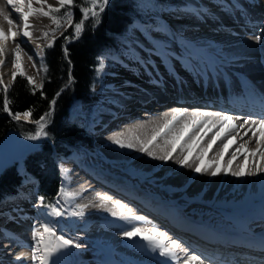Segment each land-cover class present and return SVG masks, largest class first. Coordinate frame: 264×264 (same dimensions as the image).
I'll list each match as a JSON object with an SVG mask.
<instances>
[{
    "label": "bare ground",
    "instance_id": "1",
    "mask_svg": "<svg viewBox=\"0 0 264 264\" xmlns=\"http://www.w3.org/2000/svg\"><path fill=\"white\" fill-rule=\"evenodd\" d=\"M0 7H4L14 20L12 28L18 33L14 41L10 37L5 45L4 59L7 63L0 66V77L3 83H7L12 72L16 43L25 44V48L26 43H22L23 19L17 20L18 14L6 4V0H0ZM34 7L39 8L40 4L34 3ZM169 11L165 18L154 19V22L159 21L158 28L161 23L166 26H162L161 30L156 28L157 35L152 36L149 32L147 37L133 30L123 58L107 73L103 88H99L98 93L93 91L88 99H81L84 103L72 105L71 113L77 117L75 119L85 122L87 130H92L85 135L88 136V132L95 134L96 143L88 136L91 141L86 146L90 148L84 147L81 142L72 144L71 148L65 147L64 152L68 154L59 153L64 159L60 163L61 169L68 170L62 174L63 186L69 192L80 193L75 198H69L67 203L76 207L99 205L100 196L111 197L105 207L89 206L84 210L87 221L92 224L88 228L104 230L97 233V239L110 257L102 264H161L164 258L157 253L148 260L135 258L130 253L123 260L117 254L125 253L115 250L121 240L118 232L128 231L134 225L149 230L157 228L159 238H165L167 233L168 244H171L168 241L178 239L181 242V247L177 249L181 257L178 264H183V259L188 258L191 252L201 254L205 264L208 261L217 264H264V250L261 248L264 242V173L235 177L230 171H221L213 176L215 165L207 171H195L200 163L196 159L199 148L208 147L217 129H212L200 141L187 164L180 163L187 155L186 151H181L180 144L189 135H203L207 131L206 126L195 131L190 127L168 160L159 157L171 151L166 144V139L170 137L161 135L157 138L154 146H150L152 156L140 151V145L135 141L133 148H121L113 143L112 138L118 133H123L120 138L125 141L132 136H139L145 141L150 139L176 110L183 112L177 127L189 120L193 112L211 117H215L216 113H227L238 127L243 123L242 118L259 119L264 116V44L254 39L264 31V0H175ZM37 15L29 19V41L34 47L43 49L52 29L45 17ZM236 22L240 33H244L241 28L245 26L250 28V34L240 37L226 35L224 31ZM0 27L5 31L9 28L2 17ZM198 27L206 33L207 29L215 31L206 35H191L192 29ZM45 32L47 36H44ZM162 36L170 41H160ZM31 62L34 65L32 57ZM139 99H155L163 109L150 110L145 118H140L132 105L134 100ZM168 102L178 105L169 108ZM250 125L251 120L249 125L232 132L230 137L217 140L204 157L205 161L217 160L224 143H228L233 136L235 143L219 158L222 167H228L232 153L240 144H244L249 152L255 151L257 137L251 132L244 135V130ZM118 163H126V169H120ZM241 166H245L246 171H255L258 166H264V160L258 154L255 158L249 156L246 161L243 155L237 154L231 170H238ZM143 178L147 181L142 182ZM117 201L126 207L118 206L114 211L143 216L146 221L129 222L120 219L119 215L113 216L108 209H112ZM214 204L218 208L214 209ZM34 206L32 200L0 203V214L4 213L8 219L16 217V224L6 222L8 225L3 232L0 230L1 264H8V259L14 264H30L29 261H16L15 257L31 253L32 228L38 222L46 221L38 207L32 208ZM198 209H214L209 214L213 213L215 218L211 222L204 221ZM220 212L222 214L217 217L216 213ZM113 219L116 224L108 222ZM101 220L106 221L102 223ZM145 244L147 242L139 238L137 245L130 246L139 254L147 252L148 245ZM85 260L80 264H91Z\"/></svg>",
    "mask_w": 264,
    "mask_h": 264
},
{
    "label": "snow or ice",
    "instance_id": "2",
    "mask_svg": "<svg viewBox=\"0 0 264 264\" xmlns=\"http://www.w3.org/2000/svg\"><path fill=\"white\" fill-rule=\"evenodd\" d=\"M108 0H88L90 3L89 6H84L81 8V12L83 18L79 22L74 23V32L72 36H65V40L78 39L80 34L83 31L85 21L90 18L95 19V22L98 24L99 19L98 16L101 12H103L104 8L99 7V11H97V7L102 4H107ZM35 4H40L41 7H34ZM46 0H6V4L10 6L15 13L18 14L17 20L22 17L23 19V27L24 31L22 32V36L24 40L22 43H27L31 38L29 19L39 14L43 17H47L51 19L52 23L56 26L55 30H58L61 27L62 20H66L69 23V26H73V12L69 9L74 8L76 6L75 0H58L59 7H53L51 5L47 6V11H45L44 5ZM27 8V11L25 10ZM63 10V11H62ZM60 13L61 15H56ZM0 17L3 18L4 21L7 22L9 28L7 31L4 30L3 27H0V66L6 65L7 61L4 59L5 56V45L9 41L11 37L13 41L15 40L16 35L18 34L13 30L12 26L14 25V20L6 13L4 7H0ZM48 33L45 32L44 36H47ZM262 35H264V31L262 34H258L254 37L257 42H260L262 39ZM48 47H52L53 44L49 43ZM37 55H40L37 53ZM67 49H65V56L67 57ZM42 59V57H41ZM102 66V61H101ZM12 67L15 71L12 72V81L13 83L17 79L18 76H25V72L22 67V59H21V43H16V47L13 53ZM41 68L43 71H47L46 66L41 63ZM27 81L30 85H33L35 88V80L33 77H26ZM71 79V76L69 77ZM0 85H3V78L0 77ZM3 92L5 93V98L2 104V110L4 112H8L9 115H12L13 119L19 121L21 116H23L24 120H30L32 117V111L27 110L23 113L20 112H12L10 108V100L8 99L9 87L5 85L3 87ZM59 95V93H57ZM56 103L55 98L50 101V109ZM51 115V111L46 112L44 115L40 116L39 119L35 120V124L38 125L37 130L34 134L28 135L26 138L29 140H37L43 136H47L48 132L46 129V118ZM183 118V112L181 110H176L172 114V118L170 120H166L165 123L157 129L154 134L148 140H142L139 136H132L130 139L125 141L120 137L123 136V133H118L115 137L112 138L113 143L117 144L121 148H133L135 144L133 141L140 145L139 150L142 152H147L149 156H152L153 153L150 150V146H154V142L158 137L163 135L164 137H170V139H166V144L170 146L171 151H167L164 156L159 157L163 160H168L171 158L173 151L176 149V145L180 143L182 139H184V134L188 131L190 127L195 130H202L205 126L207 127V131H204L203 135H189L186 140H184L183 144H180L181 151H186L187 155L183 157L180 161L181 164H187L189 162L190 157L192 156L193 150L199 147L200 141H203L204 138L208 135L212 129H217L213 134V138L208 143L207 148H199V152L196 156V159L200 162L199 165L195 168L197 173L207 171L208 168H211L215 165V170L212 172V175H218L221 171L231 172V175L235 177H243L245 175L255 176L259 173H264V166H258L255 171H246L245 166H241L238 170L232 171L231 165L233 161L237 159V154H241L247 158L249 156L255 158L258 154L261 160H264V116H261L259 119H252L251 117L242 118L243 123L237 126L235 122H233V117L228 115L227 113L221 114L216 113L215 117L211 116H201L198 112H193L191 118L189 120H185L180 127H177V123L181 121ZM251 120V125L244 130V135L247 136L249 132L252 133V136L256 138L257 148L255 151L249 152L244 144H240L235 151L232 153L231 160L228 161V167H222L220 163V159L228 151L231 144L235 143V137H231L228 143H224L223 149L220 153H218V159L215 161H205L204 157L207 155L208 151L212 148L213 144L216 143L217 140H223L230 137L231 133L234 131H239V129H243L245 125H249V121ZM254 129V130H253ZM257 133L259 134L257 136ZM255 162V161H254ZM63 172H68L67 169H62ZM59 196L65 199L66 202H69V198H75L80 193L77 192H69L65 189L63 184L61 185ZM100 204L99 205H77L79 208L78 211H72L70 215L73 216H84V209L89 206L93 207H105L108 200L111 197L104 195L100 196ZM40 204L49 209L48 215L54 217H62L66 215L65 210H62L61 207H58L59 201L56 203H44V198L40 197ZM126 207V205H122L120 201H117L116 204L113 205L112 209H108L113 216L119 215V218L125 221H146V217L132 215L129 216L123 212L117 213L113 209L116 207ZM131 211V209H129ZM158 229L152 228L151 230L133 226L130 230L125 231L123 235L129 239L140 237L142 240L147 242L149 246V250L153 253H157L160 257L164 258L161 264H178L181 257L179 256L177 249L181 247V242L178 239H174L171 244L166 242L167 233L164 234L165 238L158 237ZM32 238L33 242L29 246L31 251V262L32 264H57L56 257L58 254L62 253L63 250L69 247H81L80 243L75 242L72 238H65L63 234H58L57 229L55 228L53 223L50 222H38L36 226L32 228ZM262 250H264V242L261 244ZM188 249H185L187 252ZM16 261H27L28 257L22 255H16ZM183 264H205L204 258L198 254H192L188 258L183 259Z\"/></svg>",
    "mask_w": 264,
    "mask_h": 264
},
{
    "label": "trees",
    "instance_id": "3",
    "mask_svg": "<svg viewBox=\"0 0 264 264\" xmlns=\"http://www.w3.org/2000/svg\"><path fill=\"white\" fill-rule=\"evenodd\" d=\"M161 5L169 0H156ZM73 8V26L65 29L52 40V47H46L45 66L47 71L41 86L30 85L27 75L18 76L15 82L8 85V99L12 112L31 110V121H35L51 111L46 118L48 135L41 139L36 148H32L22 156L26 170L33 175L36 191L44 203L60 201L58 193L61 188V174L53 151L56 146L75 145L91 141L83 129L72 124L68 119V110L73 100L88 99L93 92V86L98 79L97 68L101 61L119 54L122 36L128 32V27L139 20L134 0H108L104 10L98 16L99 23L90 18L85 21L82 33L78 39L65 40V36H72L74 23L82 18L81 8L89 6L86 0H75ZM67 49V57L65 56ZM25 72V66H23ZM15 71V69H14ZM71 76V79L69 77ZM0 85V144L10 133L27 137L35 132L34 124L20 118L13 119L12 115L2 110L5 93ZM59 93V95H57ZM55 98L56 103L50 109V101ZM22 176L15 165H7L0 170V202L7 196L18 191ZM58 206V205H57ZM46 208V207H45ZM48 209V208H46ZM49 210V209H48Z\"/></svg>",
    "mask_w": 264,
    "mask_h": 264
},
{
    "label": "rangeland",
    "instance_id": "4",
    "mask_svg": "<svg viewBox=\"0 0 264 264\" xmlns=\"http://www.w3.org/2000/svg\"><path fill=\"white\" fill-rule=\"evenodd\" d=\"M134 1L136 3L135 7H136L137 15L139 16V20L136 23L130 25L128 27V32L122 36V40L120 42V48L121 49L119 51V54L114 56V57H112V58H110V59L103 60L102 61V66L100 65L97 68L98 79H100V78L101 79H100V84L97 82L93 86V91L94 92L98 93V91L100 90L99 88H101V87L103 88V85L105 84L107 73L109 71L113 70L114 67L120 63L119 59H122L123 56H124V53H125L124 52V48H125L126 44L130 40V34L132 33V31L136 30V31L142 33L144 36L148 37L149 34L146 35V33L149 30L150 32H152L151 33L152 36H153V34L157 35L158 34L157 33V29L161 30L160 28L162 26L163 27H166V26L161 23V27L158 28V26L160 25L159 21H157V22L155 21L154 22V19L162 18V17L165 18L166 15H168L169 12H170L169 11V7L171 8V6L173 5V2L175 0L167 1L165 3V5L164 4L161 5L156 0H134ZM198 1L201 2L202 0H198ZM87 2H88V0H86V3ZM48 5H51L53 7H59L58 0H52L51 3L49 2V0H46V3L44 5L45 11H47V6ZM40 7H41V5H40ZM166 7H167V9H166ZM69 10L73 12V16H74L75 14H74L73 8H71ZM198 11H200V10H198ZM181 12H183V11L181 10ZM56 15L59 16L61 14L57 13ZM39 16H41V15H39ZM20 18H22V17H20ZM45 18L48 21V27L52 29V31H51L52 33L50 34V36H51L50 39L48 38L46 40V42H45V44L47 43L46 44V46H47L61 32V30L65 29L66 26H68L69 23L66 20H62L61 27L58 30L53 31L54 29H56V26L52 23L51 19H49L47 17H45ZM72 20H73V17H72ZM261 25L262 24H260V26ZM232 26L233 27H230L229 29L224 31V33H227L226 35H228L229 37H240V36H243V35H249L250 34V32L246 31L245 28H241V30L244 29L243 30L244 33H240V31H239L240 27H238L237 25H232ZM142 27L143 28L145 27L146 29H142ZM227 27H229V26H227ZM234 27H236L238 29H234ZM257 29L260 30V27H258ZM144 30H146V31H144ZM192 30H193L192 31L193 33L191 32L190 34L191 35L193 34V36H197L199 34L206 35L208 32H212L213 33L215 31V30H211V29L208 30L207 29V33H206V30H202L201 27L193 28ZM22 31H24V30H22ZM212 33H209L208 35H211ZM161 40L167 41L169 39L166 40L165 36H162L160 38V41ZM260 42H262L264 44V35L262 36V39H261ZM45 44H44V47H46ZM39 49H41V48L34 47V45H32V43H30V41H28L26 43V48H25V44L21 45L22 65L25 66V73H26L27 77L31 76V77L34 78L36 86H41L43 78H44V73L42 72L43 74L41 76V74H40L41 72L38 70V67L35 66V64L33 65V63L31 62V57H33L32 55H36L38 53ZM13 53H14V50H13ZM13 71H14V68L12 67V72ZM12 72H11V75H12ZM11 75L8 76L9 81L7 83H3V86H5V85L8 86L9 85V83L11 81ZM102 79H103V81H102ZM76 102L80 103L82 101H81V99H79V100L75 99V100L72 101V103L70 105V108L68 110V119H69V121L72 124H74V125L77 124V125L83 127L85 129L84 130L85 133H87L88 130H90L92 132L91 129L87 130V126H86L85 122L82 119H79V118H78L79 120L75 119L77 117H74V115L71 113V107ZM82 103H84V102H82ZM21 118L24 119L23 116H21ZM28 121L32 122L34 124L35 128L36 127L38 128V125H36L34 121H31V120H28ZM77 122H79V123H77ZM91 132H88L89 133L88 136H90L92 138V140L94 141V143H96L95 142L96 136H95V134H93ZM34 133L35 132H30L29 135L34 134ZM44 137L45 136H43V137H41V138H39L37 140H29L26 137L17 136L15 133H10L1 142V144H0V170L2 168H4L5 166H7V165H15V167H16V169H17V171L19 172L20 175H24L26 178L30 179V180L27 179L26 182L21 181L20 191L17 192L18 194L16 193V194L7 196L1 202L9 201V200H13L14 202L15 201L32 200V203L35 205L32 208L35 209V207L36 208L38 207L39 208V213L46 219L47 222H50V223L54 224L55 228L58 231V234H63L65 236V238H72L75 242L81 244V247H79V248L69 247V248L63 250V252L61 254H58V256L56 257V258H58L57 259L58 260L57 264H62V263L63 264H66V263L67 264H80L83 259H86L85 261L88 260L89 262H91V264H99V263L102 264L106 259H108L110 257V256H108L107 250L105 249V247L102 246L100 241L97 239V237H98L97 233L98 232H103L104 230L100 229L98 231L97 230L95 231V230L89 229V228H91L92 224H91V222L87 221V215H86L87 213L86 212H85V215L82 216V217L81 216L70 215V213L72 211H78L79 208L76 207V206H72V205L68 204L66 201L64 202V200H63V198L61 196H60L61 200L59 201L58 207H61L62 210H65V212H66V215H64L62 217L49 216L47 214L49 210L46 209L44 206H41V204H40V197L37 195V193H35V184L37 182L36 178L26 171V167H25V164H24V162L22 160V156L24 155V153H26L30 149L36 148L39 145L41 139H43ZM84 145H85L84 147L90 148L89 146H86L87 144L84 143ZM65 147L71 148L72 146L71 145H65ZM108 148H110L112 151H114V149L112 147H110V145H108ZM71 151H74V150H71ZM59 153H62L60 151V149L55 148V150L53 151V158L56 160L58 168L60 170L61 185H62L64 183V177L62 175L63 171L61 169V166H60L61 164L60 163L63 162L64 159H62L59 156ZM117 165H118V167H120V169H123V170L126 169L125 168L126 163H124V164L123 163H118ZM141 181L142 182H146L147 179L143 178ZM160 184L162 185V182H160ZM162 186L164 187V185H162ZM17 189H19V187ZM179 198H181V196ZM216 207H217V205L214 204L213 208L215 209ZM228 208H229V206L226 207L225 209H228ZM214 209H208V210L207 209H198L199 210L198 214H200L199 216L202 217V219L204 221L211 222L213 220V218H215V217H214L213 213L212 214H209V213H211L212 210L214 211ZM196 212H197V210H196ZM216 214H218L217 217H219L222 214V212L216 213ZM5 218H6V216L4 215V213L0 214V219H1V221H0V230H1V232H3V229L5 228V226L8 225L7 224L8 222H10L12 224H16V223H14V220H16L15 216L13 217L14 219L12 217L9 218V219H8V217L6 219ZM2 219H5V220H2ZM101 221L103 223L106 220H101ZM114 221L115 220L113 219L112 221L110 220L108 222L112 223V224L113 223L116 224V221L115 222ZM125 231H127V230H123L122 232H118V235H121V240H119L118 247L115 248V250H122V251L125 252V253H123V252L117 253L121 257V259L126 260L125 257H129L127 255V253H130L133 256H135V258H139V259H142V260H148L149 258L153 259V256H151V255L155 254V253H153L152 251L149 250V246L147 248V252L145 250L144 253L140 252L139 254L136 253L135 251H132V250H127L126 251L123 247H121L122 246L121 242L124 241V238L127 239V237H125L123 235V233ZM92 238L94 239V241L92 240ZM135 238H132V239H134V241H132L130 243H132L134 245H137V242H138L140 237H135ZM127 242H126V244H128ZM168 242L172 243L171 241H168ZM145 245H147V244H145ZM23 255L25 257H29V258L31 257V253H29V252H27V253H25ZM91 255L93 256V258L91 257ZM29 258H28L27 261H29V263L32 264L31 259H29ZM59 260H60V262H59ZM6 261H7L6 263H8V264L9 263L10 264L11 263H13V264L15 263L14 261H11V259L10 260L8 259Z\"/></svg>",
    "mask_w": 264,
    "mask_h": 264
}]
</instances>
